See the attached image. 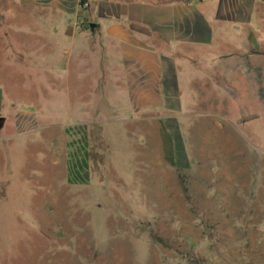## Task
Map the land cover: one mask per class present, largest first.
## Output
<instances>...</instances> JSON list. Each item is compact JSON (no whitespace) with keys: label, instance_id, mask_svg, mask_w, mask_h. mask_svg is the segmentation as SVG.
I'll return each mask as SVG.
<instances>
[{"label":"rangeland","instance_id":"obj_1","mask_svg":"<svg viewBox=\"0 0 264 264\" xmlns=\"http://www.w3.org/2000/svg\"><path fill=\"white\" fill-rule=\"evenodd\" d=\"M0 116V264H264V0H0Z\"/></svg>","mask_w":264,"mask_h":264},{"label":"crops","instance_id":"obj_2","mask_svg":"<svg viewBox=\"0 0 264 264\" xmlns=\"http://www.w3.org/2000/svg\"><path fill=\"white\" fill-rule=\"evenodd\" d=\"M152 54H151V52H149V53H145L144 55H143V60L146 62L145 64H150L151 62V59H152ZM148 68V67H147Z\"/></svg>","mask_w":264,"mask_h":264},{"label":"water","instance_id":"obj_3","mask_svg":"<svg viewBox=\"0 0 264 264\" xmlns=\"http://www.w3.org/2000/svg\"><path fill=\"white\" fill-rule=\"evenodd\" d=\"M124 2H129V0H123ZM4 123V118L2 116H0V129L2 128Z\"/></svg>","mask_w":264,"mask_h":264},{"label":"trees","instance_id":"obj_4","mask_svg":"<svg viewBox=\"0 0 264 264\" xmlns=\"http://www.w3.org/2000/svg\"><path fill=\"white\" fill-rule=\"evenodd\" d=\"M168 104V103H167Z\"/></svg>","mask_w":264,"mask_h":264}]
</instances>
